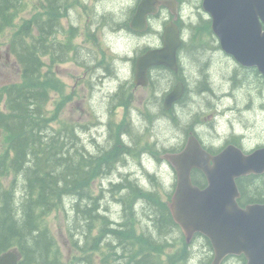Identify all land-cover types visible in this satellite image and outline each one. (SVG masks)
I'll use <instances>...</instances> for the list:
<instances>
[{
    "label": "trees",
    "instance_id": "trees-1",
    "mask_svg": "<svg viewBox=\"0 0 264 264\" xmlns=\"http://www.w3.org/2000/svg\"><path fill=\"white\" fill-rule=\"evenodd\" d=\"M57 2L48 1L49 19L37 13L22 24L9 47L20 67L23 83L0 92V103L5 105L0 110V130L6 135L11 152V157L8 154L0 159V179L12 176L8 188L0 180V255L18 249L19 264H62L57 241L46 222L50 214L61 212L72 234L74 230L78 233L82 230L80 241L74 244L83 243L79 248L87 255L85 264H96L93 255H98L99 264H185L188 244L184 238L180 249L163 258L165 250L177 242L167 237L179 229L166 201L132 183L115 184L111 193L126 192L121 198L124 221L119 223L109 219L108 207L101 196L92 192L98 176L110 174L121 155L130 154L133 149L115 139L109 149L94 156L86 150L74 124L53 126L56 116L49 113L47 106L50 93L59 90L60 84L49 76L43 81V57L50 55L54 62L63 63L69 60L70 52L69 43L55 42L60 26V12L56 9L62 6ZM27 9L24 0H0V36L14 27L19 15ZM200 29L212 33L211 21ZM119 145L122 151L110 154ZM192 182L200 188L207 186V179L199 170L192 172ZM236 183L241 207L264 204V174H251ZM138 200L149 205L154 232L137 233L138 209L133 204ZM93 229H98L99 234L93 235ZM207 242L213 253L209 261L212 264L214 250L209 239ZM229 259L247 264L244 255L228 257L224 264Z\"/></svg>",
    "mask_w": 264,
    "mask_h": 264
},
{
    "label": "clouds",
    "instance_id": "clouds-1",
    "mask_svg": "<svg viewBox=\"0 0 264 264\" xmlns=\"http://www.w3.org/2000/svg\"><path fill=\"white\" fill-rule=\"evenodd\" d=\"M91 8V30L98 31L110 73L94 80L87 102L102 119L107 118L113 97L133 79L137 57L162 47L166 24L174 20L181 28L184 46L177 67L149 66V88L141 105L129 108L130 116L136 117L132 121L135 134L151 144L150 150L139 155L141 164L149 162L148 168L135 170L134 178L144 190L166 193L172 189L176 172L167 156L180 150L189 136L209 151L230 143L245 153L264 148V77L254 68L243 67L211 35L204 38L200 33V39L193 40L207 19L199 0H152L148 28L142 34L127 27L136 0H95ZM174 91L179 94L166 105ZM186 252L185 264H209L213 255L201 234L189 238ZM227 264L237 262L229 259Z\"/></svg>",
    "mask_w": 264,
    "mask_h": 264
},
{
    "label": "water",
    "instance_id": "water-1",
    "mask_svg": "<svg viewBox=\"0 0 264 264\" xmlns=\"http://www.w3.org/2000/svg\"><path fill=\"white\" fill-rule=\"evenodd\" d=\"M152 0H141L132 20L136 31L147 29L146 18ZM203 9L212 19V28L222 49L244 67H255L264 77V0H204ZM164 48L151 51L138 60L136 84L147 86L149 66L177 67L181 38L176 28H167ZM178 92L166 101L175 100ZM167 110H169L166 107ZM177 172V187L172 203L176 222L190 238L199 233L207 237L215 250L213 264H221L229 255H244L247 264H264V205L240 207L236 180L264 173V148L245 154L230 145L212 156L191 137L186 148L168 158ZM193 169L201 170L208 185L201 189L192 183ZM0 264H18L14 252L0 257Z\"/></svg>",
    "mask_w": 264,
    "mask_h": 264
},
{
    "label": "rangeland",
    "instance_id": "rangeland-1",
    "mask_svg": "<svg viewBox=\"0 0 264 264\" xmlns=\"http://www.w3.org/2000/svg\"><path fill=\"white\" fill-rule=\"evenodd\" d=\"M48 1L49 0H24V2L28 4V9L19 15L15 21L14 27L6 29L0 36V91L7 86L23 83L20 67L10 53V43L18 28L32 18L33 15L40 13L44 19H49L47 18L49 16ZM94 2L95 0H58L57 4L59 3V5L62 6L59 8L57 7L56 9L60 12V16L58 18L60 19V26L55 34V42L56 44H70L69 60L64 63H59L57 61L54 62L50 55L44 56V67L42 71L44 74L43 81H47L46 78L49 76L52 81H56L57 85L60 84L59 90L52 91L51 93L49 92L50 103L47 106V110L52 116H56V121L53 126L59 128L63 123L74 124L78 129V135L81 137L85 147L91 153L96 154L99 152V147H102L100 148V150H102L103 147L110 146L109 139H114V135L117 133V130L124 131L127 127L134 130L132 121L135 120L136 117L134 115L130 116L129 108L140 107L141 98L147 91L148 87H136L133 77L127 86L122 87L116 96L113 97V100L115 101L114 103H118V94H121L123 98L130 97L132 100L128 106L125 105L124 107H118L114 103L111 104L108 109L106 119H102L90 111L87 97L90 94L94 83L92 75H99V73L96 72L97 68L94 69L95 72L93 71L94 63L90 62L94 61L98 66L103 65L104 61L108 59L101 47L98 31L91 30V26L93 24L91 5ZM70 12L74 15H70ZM133 15L134 11L130 15L127 24L128 26ZM206 17V20H208L209 16L206 15ZM203 27L204 24L202 25V28ZM196 33L197 34L193 37V40H199L200 33H204V38L211 35V37L214 38L215 43L219 46V43L213 33H207L206 31L202 32V29L200 28L196 30ZM83 62H89L91 66L87 67V65H82ZM108 73H110V68ZM105 83H107V81ZM2 109H4V104L0 103V110ZM137 123L139 122L137 121ZM118 125H120V127H117ZM110 126L113 130L110 129ZM121 137L118 136L117 140L121 141ZM6 139V135L2 130H0V159L8 154L11 157V152L9 153V144ZM138 139H140L138 141V149L140 151H147L151 149V144L145 138L141 137ZM126 140H128V136H126ZM144 148L147 149L144 150ZM148 164V161L141 164L139 157L131 158L129 162L125 161V163L116 164L114 173L111 177L101 176L100 174L98 176L99 178L93 182V186L91 188L92 192L95 196H101L104 206L109 207L107 215L111 221L119 223L124 221L121 198L126 194V192L120 193L122 191L120 190L118 193H111L110 184L121 181L125 183L128 181H134V183L139 184L138 180L134 178L136 175L135 170L147 169ZM125 175H127V177H124ZM0 180L3 182V186L8 188L10 181L12 180V176L3 177ZM176 186L177 175L176 182L170 191L164 193L157 189L151 192L166 201L168 206L171 208ZM138 201H141L144 204V207L141 206V202L137 206V201L133 204V206L138 209L136 211V214L138 213L136 218L137 233H141L143 230L146 232L148 230L150 232H154L153 224L150 221L151 212L149 205L147 202H143V200ZM46 222L51 234L57 241V248L59 250L58 255L60 256L61 263L85 264L84 259L87 255L79 248V246H82L83 243L79 242V246L74 244V242L80 241L79 239H81L82 230H80V233L74 230L72 234V232L68 229L66 216L61 212H54L50 214L46 218ZM178 228L179 229H176L173 234H170L167 237L170 240L177 242L175 246L165 250L163 258H166V256L172 251L181 248V245L183 244L181 239H185V232L180 226H178ZM92 234L98 235V229H95ZM72 237L74 238L72 239ZM102 250H105L104 245L102 246ZM97 256L98 255H93L92 257L94 262L99 264L100 261ZM235 261L237 264H240L237 260Z\"/></svg>",
    "mask_w": 264,
    "mask_h": 264
},
{
    "label": "flooded vegetation",
    "instance_id": "flooded-vegetation-1",
    "mask_svg": "<svg viewBox=\"0 0 264 264\" xmlns=\"http://www.w3.org/2000/svg\"><path fill=\"white\" fill-rule=\"evenodd\" d=\"M139 1V3H140V1L141 0H138ZM203 1L204 0H199V3H200V6L202 7V5H203ZM148 20H149V17H148ZM128 27V29L130 30V31H132V32H135L136 34H142V33H144V32H140V31H135V30H133L131 27H129V26H127ZM167 27H169V28H172V29H174V28H176V30L179 32V34H180V31H181V28H180V25H179V23H177V22H175L174 20H173V22H171V23H169V24H166L165 26H164V29L162 30V32H161V44H162V47H160V48H158V49H152V50H161L162 48H163V36H164V33H165V31H166V29H167ZM184 46V42L182 41V44H181V46L179 47V49H178V52H177V57H178V53H179V50L182 48ZM149 51H151V50H149ZM149 51H147V52H149ZM147 52H145L143 55H145ZM143 55H141V56H143ZM141 56H138L137 57V59H136V62H135V64H136V66H137V61H138V59L141 57ZM108 66H109V64H108V59H106L105 61H104V63H103V65H98L97 66V64L95 63V65H94V69L95 68H102L103 69V72L102 73H99V75H92V78H94V80H96V81H100V80H103L104 79V74H106V73H108V71H109V68H108ZM160 67H163V66H160ZM94 69H93V71H94ZM135 69H136V67H135ZM106 71V72H105ZM95 72V71H94ZM92 80V79H91ZM106 82V81H105ZM149 88V87H148ZM128 140H129V144H133V142H132V140H131V138L130 137H128ZM187 143V142H186ZM185 146H186V144H185ZM100 148H102V147H99L98 148V151L99 152H101V150H100ZM121 148V145H119L116 149H114L112 152H115V153H120L122 150L120 149ZM99 152H97V153H99ZM135 154L137 155V154H139V152L137 151V150H135ZM138 156V155H137ZM132 158H133V155H132ZM128 159H131V157L129 156V158Z\"/></svg>",
    "mask_w": 264,
    "mask_h": 264
},
{
    "label": "bare ground",
    "instance_id": "bare-ground-1",
    "mask_svg": "<svg viewBox=\"0 0 264 264\" xmlns=\"http://www.w3.org/2000/svg\"><path fill=\"white\" fill-rule=\"evenodd\" d=\"M138 155V154H137Z\"/></svg>",
    "mask_w": 264,
    "mask_h": 264
}]
</instances>
